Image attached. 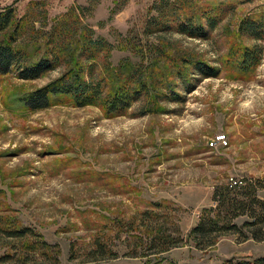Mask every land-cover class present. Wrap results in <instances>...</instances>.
Returning <instances> with one entry per match:
<instances>
[{"label": "rangeland", "instance_id": "obj_1", "mask_svg": "<svg viewBox=\"0 0 264 264\" xmlns=\"http://www.w3.org/2000/svg\"><path fill=\"white\" fill-rule=\"evenodd\" d=\"M162 2L0 0V11L13 9L27 22L20 45L52 30L88 32L109 44L108 56L82 60L85 80L106 77V63L113 71L154 72L150 93L120 116H109L102 100L78 106L69 96L32 110L26 97L65 75V63L36 80L0 75V264H20L1 260L25 252L32 238L58 246L61 264H222L264 256V241L239 232L224 233L205 250L189 237L232 179H264V29L258 37L239 30L245 20L264 22V0H188L196 14L222 9L206 39L147 31ZM70 43L80 46L78 38ZM245 49H256L260 60L242 72L237 60ZM188 59L206 63L214 77L193 69L179 76ZM222 135L228 144L211 147ZM258 194L264 199V191ZM22 228L34 236H7ZM160 234L177 246L157 256Z\"/></svg>", "mask_w": 264, "mask_h": 264}, {"label": "trees", "instance_id": "obj_2", "mask_svg": "<svg viewBox=\"0 0 264 264\" xmlns=\"http://www.w3.org/2000/svg\"><path fill=\"white\" fill-rule=\"evenodd\" d=\"M160 6V13L147 25V31L177 32L180 35L193 39H206L222 21V16L213 18L217 10L203 9L196 14L188 0H166ZM197 17L199 20H197ZM27 22L17 20L13 9L0 11V75L15 73L22 80H36L44 74L55 70L65 63L69 68L67 73L26 97L27 105L32 110L48 108L50 101L58 96H69L78 106L92 105L104 101L105 111L109 116H120L130 108L132 102L138 101L150 93L149 84L153 78L141 69L119 67L116 71L106 63L107 76L99 82L85 80V65L82 60L87 56L89 61L96 59V55L104 51L106 56L111 51V46L103 40H93L88 32L76 31L71 35L68 30L64 33H40L37 38L29 41L27 45L18 44V38L26 32ZM264 29L263 21L245 20L239 30L241 34L250 37L261 36ZM79 39L77 48L73 47L70 40ZM46 43H41V40ZM69 41V43H67ZM78 43V41H77ZM91 55V56H90ZM260 60L256 49L242 50L237 60V67L242 72L250 71ZM189 66L190 68H187ZM195 70L198 74L214 77L215 70L204 62L184 60V68H179V76L186 77L184 72ZM183 71V72H182ZM107 83V84H105ZM105 85V86H104ZM171 84L167 90L171 94ZM108 87L109 94L104 96V89ZM104 99V100H103ZM264 191V179L255 180L245 185L243 182L217 192L215 197L217 208L211 207L204 210L199 224L191 231L189 237L195 242L197 248L205 250L215 245L216 240L227 232H239L256 241H264V199L259 197V192ZM246 216L248 221L242 227L234 224V220ZM34 236L28 228L9 232L7 236L17 240H25ZM159 246L156 255L170 251L177 246V241L169 235L160 234L157 237ZM23 253L14 256L8 254L1 261L17 259L20 264H28V258L39 256L51 261L50 264L60 263V249L51 246L39 238L27 240ZM101 255H105L102 245L97 244ZM34 255V256H33ZM222 264H264V256L259 258L230 259Z\"/></svg>", "mask_w": 264, "mask_h": 264}, {"label": "built area", "instance_id": "obj_3", "mask_svg": "<svg viewBox=\"0 0 264 264\" xmlns=\"http://www.w3.org/2000/svg\"><path fill=\"white\" fill-rule=\"evenodd\" d=\"M223 144V145H227L228 142H227V138L225 135H222V136H217V138L211 142V147H217L219 144ZM239 182L237 181H234L233 179L231 180V185H236L238 184Z\"/></svg>", "mask_w": 264, "mask_h": 264}]
</instances>
